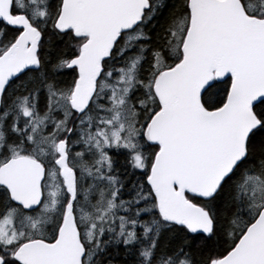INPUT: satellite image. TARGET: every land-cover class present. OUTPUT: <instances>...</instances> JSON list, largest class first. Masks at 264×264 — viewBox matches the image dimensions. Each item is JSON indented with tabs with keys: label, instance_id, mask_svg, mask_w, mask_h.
Returning <instances> with one entry per match:
<instances>
[{
	"label": "snow or ice",
	"instance_id": "obj_1",
	"mask_svg": "<svg viewBox=\"0 0 264 264\" xmlns=\"http://www.w3.org/2000/svg\"><path fill=\"white\" fill-rule=\"evenodd\" d=\"M0 264H264V0H0Z\"/></svg>",
	"mask_w": 264,
	"mask_h": 264
},
{
	"label": "trees",
	"instance_id": "obj_2",
	"mask_svg": "<svg viewBox=\"0 0 264 264\" xmlns=\"http://www.w3.org/2000/svg\"><path fill=\"white\" fill-rule=\"evenodd\" d=\"M172 2H174V0H169V3H172Z\"/></svg>",
	"mask_w": 264,
	"mask_h": 264
}]
</instances>
